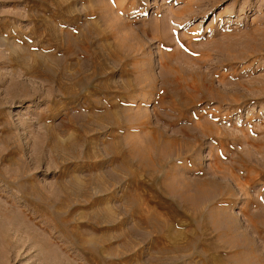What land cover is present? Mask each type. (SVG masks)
<instances>
[{
    "label": "rangeland",
    "instance_id": "374dc122",
    "mask_svg": "<svg viewBox=\"0 0 264 264\" xmlns=\"http://www.w3.org/2000/svg\"><path fill=\"white\" fill-rule=\"evenodd\" d=\"M0 264H264V0H0Z\"/></svg>",
    "mask_w": 264,
    "mask_h": 264
},
{
    "label": "bare ground",
    "instance_id": "6f19581e",
    "mask_svg": "<svg viewBox=\"0 0 264 264\" xmlns=\"http://www.w3.org/2000/svg\"><path fill=\"white\" fill-rule=\"evenodd\" d=\"M253 32V31H252ZM64 74V73H63ZM99 84V83H98ZM66 98V97H65ZM87 115V114H86ZM20 232V231H19ZM18 241H19V238L15 239L14 240V243H16V246L15 247H18Z\"/></svg>",
    "mask_w": 264,
    "mask_h": 264
}]
</instances>
